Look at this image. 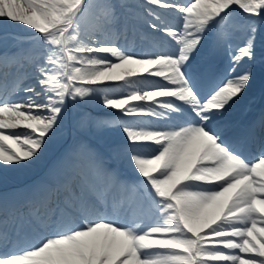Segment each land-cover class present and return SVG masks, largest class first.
Wrapping results in <instances>:
<instances>
[{
    "label": "snow or ice",
    "instance_id": "6c2138e0",
    "mask_svg": "<svg viewBox=\"0 0 264 264\" xmlns=\"http://www.w3.org/2000/svg\"><path fill=\"white\" fill-rule=\"evenodd\" d=\"M9 23L31 36L0 52V183L94 100L122 119L84 113L75 128H119L143 180L79 143L22 201L0 194V264H264V151L245 157L222 120L257 85L264 95V0H0ZM212 31L231 66L205 92L197 55ZM153 32L155 50L135 52ZM257 124L264 114L253 136ZM81 156L99 185L71 180Z\"/></svg>",
    "mask_w": 264,
    "mask_h": 264
},
{
    "label": "rangeland",
    "instance_id": "374dc122",
    "mask_svg": "<svg viewBox=\"0 0 264 264\" xmlns=\"http://www.w3.org/2000/svg\"><path fill=\"white\" fill-rule=\"evenodd\" d=\"M157 11H159L161 13H167L168 12V10H166V9H159V8H157ZM169 16H171V15H169ZM240 35H241V33H236V38L238 39ZM30 36H31V34H29L28 32L20 33V32H17L15 30H12V29L9 30V29H6L4 27L0 28V52H8V51H12V53L16 52L18 46L15 44L16 43L15 41H18V43L20 44L21 40H27V39L30 38ZM213 39H216V35L215 34L213 36ZM203 42H205V41H203ZM203 42H202L203 46L200 48L199 53L197 55V62L198 63H201L199 55H201L203 52H204V56H203L204 61L206 62V60L209 59L208 54H205V53L209 52L210 46L206 45ZM22 44L29 45L27 43H22ZM207 44H209V43H207ZM143 53H145V47H143L142 44H139L138 54H143ZM220 56H222V59H221V57H219V60L220 61L222 60V62L230 60L229 53H228L226 48L221 50ZM217 62H218V60H217ZM223 64H225V63H222V65ZM205 66H207L206 63H205ZM86 105H87V107L85 106V108L86 109L88 108V110H87L88 113H89L90 109H93L94 112L95 111H98V112H101V111H105V112L114 111L112 109L103 108L99 104L98 100H94V101H92V102H90V103H88ZM69 121H70V118H67V120L65 122V125H64V128H63V130H62V132L60 134H69V135H70V133L74 134V132H72V130H71L70 126H69L70 125V123H68ZM70 122H71V124H73L72 123V119H71ZM114 137H116L117 139L126 141L125 138H124V134L121 132V130H119V128L114 129V132L110 135V138H114ZM40 169L42 170L43 168H40Z\"/></svg>",
    "mask_w": 264,
    "mask_h": 264
},
{
    "label": "bare ground",
    "instance_id": "6f19581e",
    "mask_svg": "<svg viewBox=\"0 0 264 264\" xmlns=\"http://www.w3.org/2000/svg\"><path fill=\"white\" fill-rule=\"evenodd\" d=\"M4 28H6V29H12V30H15V31H17V32H20V33H24V32H28L29 34H31L28 30H27V27L26 26H23V25H20V24H13V23H9L6 27H4ZM163 35L164 34H161V33H159V32H153L152 34H151V38L150 39H157V38H161V37H163ZM16 43V45L18 46V47H23V48H28V47H30V45H24V44H22V43H18V41H15ZM145 42V41H144ZM28 44V43H27ZM147 48V51L148 52H151V51H153L154 49L153 48H151L149 45L146 47ZM18 49V48H17ZM16 50V49H15ZM9 53H12V51H8ZM242 70V69H241ZM10 79L11 78H9V81H10ZM152 79H160V78H152ZM261 97H263V96H261ZM259 97H256L255 98V101H256V103H255V105H251V106H249V109H248V112L251 114V112L253 111H256V109L255 110H253L254 109V106H256V104H257V102H260L262 99H260L259 101ZM244 104H245V102H244ZM243 104V105H244ZM243 105H242V102L240 101L237 105H234L231 109H229L228 110V112L226 113V114H228V113H230L232 110H234V109H236V108H240V109H243ZM115 111V110H114ZM245 111H243V112H241V113H239L238 115H228V116H233V117H235L236 118V120H238V118H242L244 115H245ZM120 117V116H119ZM232 118V117H231ZM120 119H122L121 117H120ZM123 119H128V118H123ZM236 120H234V121H236ZM233 137H234V134L233 135H231L230 136V141L233 139ZM128 158H129V156H128ZM129 163H130V166L132 167V165H131V162H130V160H129ZM133 168V167H132ZM134 169V168H133Z\"/></svg>",
    "mask_w": 264,
    "mask_h": 264
}]
</instances>
